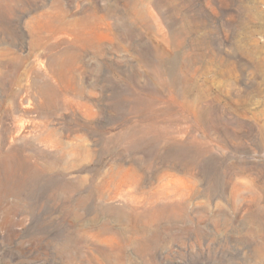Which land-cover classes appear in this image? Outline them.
Segmentation results:
<instances>
[{
	"label": "rangeland",
	"instance_id": "rangeland-1",
	"mask_svg": "<svg viewBox=\"0 0 264 264\" xmlns=\"http://www.w3.org/2000/svg\"><path fill=\"white\" fill-rule=\"evenodd\" d=\"M0 264H264V0H0Z\"/></svg>",
	"mask_w": 264,
	"mask_h": 264
}]
</instances>
